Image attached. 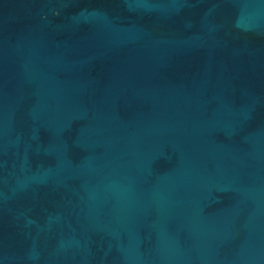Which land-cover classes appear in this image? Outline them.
<instances>
[{"label":"water","instance_id":"water-1","mask_svg":"<svg viewBox=\"0 0 264 264\" xmlns=\"http://www.w3.org/2000/svg\"><path fill=\"white\" fill-rule=\"evenodd\" d=\"M0 264H264V0H0Z\"/></svg>","mask_w":264,"mask_h":264}]
</instances>
